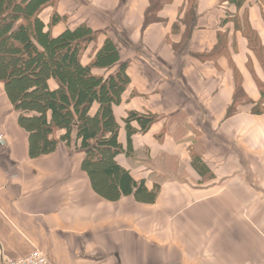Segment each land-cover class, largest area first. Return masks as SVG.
<instances>
[{
  "label": "crops",
  "instance_id": "crops-1",
  "mask_svg": "<svg viewBox=\"0 0 264 264\" xmlns=\"http://www.w3.org/2000/svg\"><path fill=\"white\" fill-rule=\"evenodd\" d=\"M163 1L55 0L40 12L52 37L85 25L97 47L116 45L117 64L92 70L127 64L115 162L159 191L152 204L98 196L74 132L30 159L0 82V264L36 249L51 264H264V0ZM130 112L157 121L145 133L131 123L128 140Z\"/></svg>",
  "mask_w": 264,
  "mask_h": 264
},
{
  "label": "trees",
  "instance_id": "trees-1",
  "mask_svg": "<svg viewBox=\"0 0 264 264\" xmlns=\"http://www.w3.org/2000/svg\"><path fill=\"white\" fill-rule=\"evenodd\" d=\"M54 3L55 0H0V82L14 111L19 113L18 125L28 134V156L35 159L53 153L74 132L76 145L85 154L81 169L94 193L109 202L132 196L138 203L152 204L159 186L147 189L145 181H135L115 162L120 153V127L112 108L128 83L127 64H120L115 73L106 77L92 74L94 69L117 64L116 45L105 39L97 47L98 35L85 25L52 37L48 30L44 31L39 14ZM161 4L158 1L154 5L146 22ZM59 19L53 14L51 24ZM89 46L92 52L85 53ZM86 57L90 61L83 65ZM94 104L98 109L90 115ZM156 121L155 115L136 112L122 120L128 140L135 133L131 123H137L139 132L145 133ZM60 130L65 134L56 138Z\"/></svg>",
  "mask_w": 264,
  "mask_h": 264
},
{
  "label": "built area",
  "instance_id": "built-area-1",
  "mask_svg": "<svg viewBox=\"0 0 264 264\" xmlns=\"http://www.w3.org/2000/svg\"><path fill=\"white\" fill-rule=\"evenodd\" d=\"M8 264H51L48 257L39 249L33 250L27 255L9 260Z\"/></svg>",
  "mask_w": 264,
  "mask_h": 264
},
{
  "label": "rangeland",
  "instance_id": "rangeland-1",
  "mask_svg": "<svg viewBox=\"0 0 264 264\" xmlns=\"http://www.w3.org/2000/svg\"><path fill=\"white\" fill-rule=\"evenodd\" d=\"M92 52V47L91 46H89L88 48H87V50L85 51V53H87V52ZM10 259H6V264H8V261H9ZM11 260H13V259H11Z\"/></svg>",
  "mask_w": 264,
  "mask_h": 264
}]
</instances>
